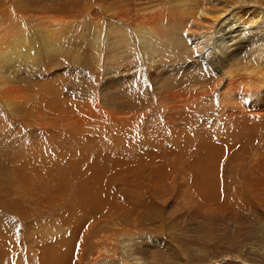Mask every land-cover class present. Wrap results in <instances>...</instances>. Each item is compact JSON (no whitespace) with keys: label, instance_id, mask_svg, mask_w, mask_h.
<instances>
[{"label":"rangeland","instance_id":"1","mask_svg":"<svg viewBox=\"0 0 264 264\" xmlns=\"http://www.w3.org/2000/svg\"><path fill=\"white\" fill-rule=\"evenodd\" d=\"M178 1L0 0V47L8 45V35L28 30L39 44L38 62L26 59L17 70L10 65L13 80L0 90V264H56L65 255L72 256L70 264H102L94 261L96 255H105L104 248L117 252L123 230L138 234L127 252L141 258L138 264H264V254L248 252L256 239L245 240L229 221L218 229L205 209L219 206L207 205L198 190L204 183L193 180L209 169L203 181L220 185L219 193L210 188L215 189L211 197L219 194L221 202L231 194L229 184L247 199L252 185L238 187L237 181L264 176V166L253 161L257 134H250V147L244 145L246 130L238 131L244 128L242 117L227 119L219 104L206 110L199 101L217 78L191 66L178 71L181 64L172 63L185 55L148 64L139 40L126 42L138 57L128 52L118 62L105 60L107 52L98 54L90 45L95 28L105 31L111 23L131 34L143 25L162 31L165 23L189 24L206 9L199 21L208 28L211 19L224 20L242 7L264 9V0H183L179 7ZM60 21L68 24L67 38H56L62 42L57 48L44 47L40 35L58 37ZM231 133L241 142L230 144ZM208 162L215 164L210 168ZM88 181L87 192L96 198L92 204L79 198L86 194L80 184ZM232 197L226 205L236 208L234 216L238 205ZM262 202L264 207V195ZM248 212L242 213H247L245 230L252 235L256 226L253 233L264 235V224ZM82 221L75 240L69 238Z\"/></svg>","mask_w":264,"mask_h":264},{"label":"bare ground","instance_id":"2","mask_svg":"<svg viewBox=\"0 0 264 264\" xmlns=\"http://www.w3.org/2000/svg\"><path fill=\"white\" fill-rule=\"evenodd\" d=\"M184 1L183 0L178 1L177 6L179 7V5H182ZM168 6L169 5H167V7ZM207 12L208 11L206 9H202L201 12L195 13L194 17L196 21L194 20L189 24H184V21L180 20L177 23L169 22V23L163 24V26L160 25L162 27V31L160 30L158 31L157 25L155 26L143 25L141 29L140 27L136 28L134 33L131 34L130 32L123 30L121 26L114 25L113 23H111L110 27L105 29V31L100 29L96 24H93L92 27L94 25L97 26L95 28V31H97L98 33L97 35L92 36L91 38L92 41L89 40L91 44L89 42L88 43L92 46L93 50H95L98 54L103 53L105 50L107 52V58H106V55H104L105 60L109 59L110 61L118 62V60H121V61L126 60L128 58L127 57L128 52L132 54V57L136 55V54L133 55V51H132L133 46L126 44V42L131 44V41L135 43V41L139 40V44L142 46V52L143 53L146 52V55H147L146 59L149 60V61H146L147 63L149 62L148 64H150V62L156 63L157 57L176 58L178 56L185 55L186 58L184 60H181V63H177V62L172 63V64H181L177 66L178 71L181 69L183 70L189 69L190 66L196 69V71L197 69L198 70H201V69L209 70L210 73L217 78L218 82L213 83L211 85L212 92H210L206 96L205 99L200 98L199 101L202 102V105L204 109L206 110L212 104H219L222 110H224L225 112L224 116H226L227 119H229L228 116L232 120L233 118L236 119L237 117H242L241 123L244 128H241V126H238V129H239L238 131H241L243 129L246 130V131L243 130L245 131L246 134L241 133L242 134L241 136L244 138V145L248 147H250V136L254 133L257 134V137L259 138L257 139L258 140L257 144H254V140H252L253 148H254L252 155H257L255 156V158H253V161H255L254 166L262 169V167L264 166V9L261 11H256V9L254 10L253 8L247 9V8L242 7L240 8V10H235L232 13H229L228 16L224 17V20L222 19V16L220 18L215 17L214 20L211 19V22H210L211 27L206 28L200 25L199 20L201 19V17L206 16L208 14ZM84 22H88V21L85 20ZM63 23L61 21L56 22L57 24L56 29L62 32V33L56 34L58 37H56L54 34L51 35V34L41 33L42 35H40V40H41L40 44H42L44 47H47V48L48 47L49 48L59 47L62 42H60L57 39L63 40L64 37L68 35L66 31L64 30L65 26L68 24L66 23L63 24ZM196 30H197V33H196ZM102 31L104 32L103 33L104 39H102L103 37L101 38ZM135 33L137 36L135 35ZM139 34H142V35L139 36ZM3 35L4 34L2 33L0 37H2ZM34 37L35 39H38L36 38L37 36L34 35V32L33 31L31 32V30L23 31V32L17 31V32H14L8 35V39H7L8 45L6 47L5 46L0 47V90H2V88L6 86L5 84H7L9 81L11 82L12 78L10 77L11 79H9L8 76L11 75L13 71L7 72L8 71L7 68L10 65L14 66L15 69L17 70L18 68H22L24 65H26L24 64V61L27 62L26 59H31L34 62L35 61L38 62L37 57L39 55V50H38L39 44H35L36 42L34 43V41H36L35 39H33ZM46 50L47 49H45V51ZM24 69L27 70V68H24ZM3 70H6V71L3 72ZM176 71H177V68H176ZM152 80H153L152 84H155L157 86L159 76L154 75L152 77ZM109 85H110L109 83H107V85L104 84L103 86L104 89L105 87L107 88ZM7 87H5V89H8ZM2 102H4V100H1L0 98V107H1V104H3ZM162 102L163 101H161V103ZM8 105H7L8 111L9 110L12 111L13 108L10 106V104ZM220 113L221 111L219 112V114ZM256 121H261V122L258 123ZM239 123L240 122L238 121V124ZM232 124L234 123H231L230 125ZM255 124H257V126ZM254 125L256 127H254ZM247 132L249 133L247 134ZM238 137L236 133H234V135L232 134L229 137L231 140L230 144H232L236 140H239L238 142H241L240 139L242 138L239 139ZM222 143L225 144L226 148L229 147L230 150L234 147V145L229 146L228 142L222 141ZM223 144L220 146L222 147ZM229 152L227 153L226 157L230 154ZM218 158H221V157H218ZM229 160L233 161L232 154H230ZM210 163L208 167L212 168L215 162L212 165H210ZM232 164L236 165V163H232ZM219 166L220 165H218V167ZM68 170L75 171L74 167H71ZM218 171L220 172V170ZM63 172H66V171H63ZM67 172H70V171H67ZM202 172L203 174L194 176L193 180L194 181L197 180L198 184H200L201 182L204 183L203 185L205 186L204 189L202 188L201 190V188L199 189L198 187V190H200L201 195L205 199H207L206 204L219 206V207H214L213 209H211V207H209V209L207 207V210L205 209L206 213H208V211L210 213L209 218L211 217V214H213L214 223H217L219 225L223 224L224 220L226 222L229 221L230 223L233 224L234 226L233 228L236 229L237 234L241 233L244 236L245 240L248 239L255 243V239H256V242H257L256 244L249 245L248 247L249 253L264 254V246H262V244L259 245V242L262 243V241H264V235H261L259 233L254 234L253 229H256V226H254L252 229V235H253L252 237V235L249 234L248 230L247 231L245 230V228H249V226L246 224L247 222L246 214L247 213L242 214L243 212L245 213V211L248 212L249 210L250 213L251 212L253 213V214L251 213L252 216L253 215L255 217L258 216L260 222L264 224V207H262V203H263L262 196L264 195L263 190H262L264 189V181H263L264 176L255 178L254 182H252L248 176H245L246 180H243V183L241 181H237L236 184L238 187L252 185L251 192L248 193L247 199L243 198L244 192L242 190L239 191L237 187H235V184L232 183L233 185L229 184V187H228V189L231 190V191H228V193L231 192V194H228V195L225 194L226 197H224V199H222V201L220 202L221 199H220L219 194L218 195L216 194L217 195V196L215 195L216 197L214 196L211 197V195H214V190L216 189V185L218 184L213 185L215 182L213 184L212 183L210 184L208 180L203 181L204 180L203 178L209 176V173L211 174L212 172H210L209 169H206V171H202ZM192 173L195 174V171ZM217 173L218 172H216V175ZM221 173H222V170H221ZM89 183L90 181H88V183H85V184H80L82 187V188L80 187L81 190H85L86 194L84 193L81 194V197L79 198L82 199L83 196H86L85 200H87V202L90 201L89 203L92 204L94 203L93 201L96 198H94L95 194H93V192L91 191L87 192V190L90 188ZM195 184H197V182ZM198 184L197 186L201 185V184L200 185ZM85 186H88V188H84ZM212 186L215 187V189L210 188ZM219 186L220 185H218V190H219ZM218 190L216 189L215 191H218ZM77 194H79V189H78ZM232 196L235 197L234 203L238 205V209H237L238 218L235 217V215L237 214L236 212H234L235 213L234 216L232 214L233 212H231L233 210H236V208H233L234 207L232 206L233 204H231L232 208L226 205L229 199L231 198L233 199ZM75 199H77V197ZM222 202H223V205L221 204ZM84 221L81 222L80 226H75V228L78 229V231L77 233L75 232L76 234L75 233L71 234V237L69 238H73V240H75L76 236L78 235L80 231V228L84 226L85 224ZM219 225H218L219 230L227 227L226 226L227 224L225 225V227L224 225H221L219 227ZM90 227H91L90 229H92L93 225L92 226L90 225ZM262 227L264 228V225H262ZM90 229L88 227L87 229L88 234L89 232L91 233L92 231ZM261 231H263L264 233V229L262 230L261 228ZM99 233L100 232L98 231V234ZM119 234L122 238H121V241L117 243L118 246L116 250L118 249V251L115 252L110 249L104 248L103 250L105 252V255H102V254H100V256L96 255L95 260H94L95 262H101L102 264H112L114 263V261L122 263V264H138L142 262L141 258H138L132 254H127V252H129V249L133 244L134 238L136 236L138 237V234H131L130 232L124 233V230H123V233H119ZM152 239L153 238H150L149 240H152ZM75 242L76 241H74V245H75ZM246 243L250 244V242H247V241ZM241 245H243L242 242H241ZM113 247H110V248H113ZM80 256L81 254L78 255L79 261H80L79 259ZM71 257L69 258V257H66L65 255L62 258H60L61 259V260L59 259L60 262L56 264H70L71 259H72Z\"/></svg>","mask_w":264,"mask_h":264},{"label":"clouds","instance_id":"3","mask_svg":"<svg viewBox=\"0 0 264 264\" xmlns=\"http://www.w3.org/2000/svg\"><path fill=\"white\" fill-rule=\"evenodd\" d=\"M242 87H243V85H242Z\"/></svg>","mask_w":264,"mask_h":264}]
</instances>
